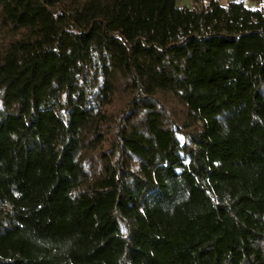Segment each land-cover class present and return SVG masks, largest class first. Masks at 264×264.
I'll use <instances>...</instances> for the list:
<instances>
[{
    "label": "trees",
    "instance_id": "obj_1",
    "mask_svg": "<svg viewBox=\"0 0 264 264\" xmlns=\"http://www.w3.org/2000/svg\"><path fill=\"white\" fill-rule=\"evenodd\" d=\"M0 0V264H264V3Z\"/></svg>",
    "mask_w": 264,
    "mask_h": 264
},
{
    "label": "rangeland",
    "instance_id": "obj_2",
    "mask_svg": "<svg viewBox=\"0 0 264 264\" xmlns=\"http://www.w3.org/2000/svg\"><path fill=\"white\" fill-rule=\"evenodd\" d=\"M219 3L224 4L226 0H218ZM244 4L246 7L250 9H256L257 4L248 0H243ZM262 3H264V0H262ZM177 4L179 6H184V7H190L191 6V0H177Z\"/></svg>",
    "mask_w": 264,
    "mask_h": 264
}]
</instances>
